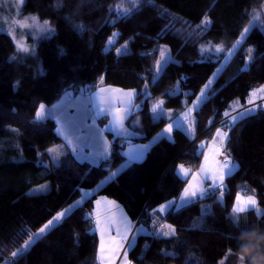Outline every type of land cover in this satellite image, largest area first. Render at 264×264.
Here are the masks:
<instances>
[{"label":"trees","instance_id":"1","mask_svg":"<svg viewBox=\"0 0 264 264\" xmlns=\"http://www.w3.org/2000/svg\"><path fill=\"white\" fill-rule=\"evenodd\" d=\"M263 5L264 0H25L24 14L48 21L55 34L39 40L35 55L25 58L9 35L0 34V264L57 212L79 200L83 190L95 194L14 264H99V237L90 214L100 197L121 205L134 224L150 231L129 251L132 264H239L234 238L243 228L264 231V106L224 128V151L237 169L225 178L222 197L220 188L211 190L169 210L162 220L156 210L180 197L186 179L177 176L178 166L199 169L205 151L201 144L212 140L224 112L237 100L247 107L249 93L264 85V31L253 27L237 46L196 111L192 135L177 127L171 138L154 140L167 120L155 119L151 105L164 100L172 110L192 106L221 62L206 59L202 46L232 49L249 26L252 10ZM124 9L127 15L118 14ZM205 16L210 23L197 30ZM110 37L115 38L113 48ZM123 44L129 52L118 54ZM159 45L169 49L172 60L155 82ZM146 84L149 95L142 93ZM105 87L135 90L137 103L144 100L126 127L152 146L144 160L101 186L110 171L127 161L123 138L108 133L112 155L98 165L77 160L67 147L54 160L47 149L62 144L57 124L53 119L36 122L35 113L41 103L53 106L69 92ZM238 193L254 196L262 210H249L234 220ZM161 224L172 225L174 234L152 235Z\"/></svg>","mask_w":264,"mask_h":264},{"label":"snow or ice","instance_id":"2","mask_svg":"<svg viewBox=\"0 0 264 264\" xmlns=\"http://www.w3.org/2000/svg\"><path fill=\"white\" fill-rule=\"evenodd\" d=\"M132 4H136L138 0H130ZM119 10V6H118ZM128 9H124L122 13L127 15ZM33 24L36 23V18H31ZM255 19V16H254ZM20 23V22H17ZM210 23V20L207 16H205L204 20L201 22V25L197 26V30L202 26L206 27ZM250 25L252 21L249 22ZM48 24V21L44 22V26H40L41 30H46L45 26ZM21 27L25 26L24 24H20ZM250 28L245 27L241 32V39L236 41V44L233 46L232 49L229 50L231 54L234 52L238 45L241 44L242 39L245 37L247 33H249ZM118 34L114 33L113 36ZM109 44H113L114 40L113 37H110L108 40ZM17 47L19 50L28 52V48L25 47L22 43H17ZM216 53L222 52L223 46L222 45H214L201 48L202 52H207L213 50ZM118 54H123L126 52V45L124 48L116 49ZM253 49L249 48L247 50L248 58L252 59ZM160 59L156 61L155 65V75L153 79L159 77V75L164 71L165 66L169 62V57L166 56V51L162 47L159 49ZM219 72V69L217 70ZM213 83L212 79H209L208 82L201 88L200 94L196 96V99L192 102V106L188 107L186 111L180 114L182 119H177L175 121V126L178 128H184L187 132L193 131V118L192 113L194 110H198L200 105L207 101L209 97V92L211 91V85ZM147 88V84L145 85ZM180 89L177 87L176 93H179ZM135 95V90L123 91L120 89H111V88H101L99 92L96 93V99L98 101L97 104V112H103L108 110L111 112L112 121L110 122L114 128L119 129L121 134L128 135L129 133L124 128V115L125 109L122 108H114L113 107V100H119L121 104H128L131 102L132 97ZM257 99L264 100V85H261L259 88L254 89L249 93V96L246 100L247 105H253ZM163 101H158L156 104L152 106V112L155 114L157 118L163 117L165 114L161 109L163 105ZM264 106V105H262ZM57 105H53V109L57 108ZM232 111H225L224 117L225 120L222 122V126L216 128L215 134L208 146V153L204 155V162L199 166L198 171L191 172L190 169L186 168L184 165H179L177 169V176L181 179L189 177V180H186V187L183 189L179 200L169 201L166 205L162 204L156 210L159 213H164L166 210H172L180 207H184L185 205L191 203L194 199H202L204 196L208 194V192L202 187L203 180L205 178L210 179L212 181V188H220L221 197L223 196V181L225 175H230L232 169L235 165L230 161L227 154L224 151V146L226 141L228 140V132L224 131L225 127L231 128L234 127L235 124L239 121L244 120L248 116H251L255 111V107H244L240 105L239 101L237 100L234 102L232 106H230ZM237 109H242L237 111ZM159 110V111H158ZM48 115H52L51 110H47ZM46 106L41 103L39 108L36 110L35 117L37 121L43 120L45 118ZM235 113L234 115L232 113ZM65 119L71 123L72 118L65 116ZM173 123H169L165 129L163 130L164 134H170L173 131ZM57 132L64 136L65 141L67 142L68 146H72L74 144V140L66 134V131L63 127L58 128ZM157 138H154V140ZM201 147H204V144H201ZM61 148L60 147H52L47 149L48 153L52 155L53 159L56 160L61 155ZM149 145H144L139 148H130L126 153L127 161L121 168L117 169L116 171H110L108 177L105 180L101 181V186L111 180H114L116 176L121 172L125 167L129 166L133 162H140L144 159L145 152L148 150ZM72 151L75 152L76 148L72 147ZM109 148L108 145H103L99 150H97L91 156H82L81 159L91 160V163H97L99 158H103L105 160L108 159ZM223 156L224 159L220 160L219 157ZM43 187V186H42ZM90 194L88 192H84L79 200H76L73 204L69 205L64 210L57 212L51 219L47 221L42 227L38 229V231L34 234L28 236V240L24 242V245L17 250L16 252L12 253L13 258L19 257L22 253H24L31 245L38 239L42 238L44 234L51 231L53 228L58 226L62 220L66 219L70 214L81 207V205L85 202L86 198ZM96 209L90 215L94 217V223L96 229L99 230L100 233V247H99V259L101 260V264H115L116 258L119 255L120 250L124 247L125 241L128 242V248L131 249L135 243V235L132 236V239L129 240V232L132 230L131 222L127 219V217L120 211L119 206L116 204L115 201L108 200L107 198H101L96 200ZM248 206H251L253 209L257 207V200L254 196H241V194H237L236 201L232 208L233 219L238 220V214L245 213L248 209ZM157 221H153V224H156ZM160 231H153L151 234L154 236H169L170 234H174L175 229L172 225H160ZM167 229V230H164ZM253 229L243 228L241 230L240 235L250 232ZM115 231V236L111 235V233ZM140 232H143L144 229H139ZM240 237V236H239ZM239 237L234 238L237 241V244H240ZM107 238V240H106ZM107 244V247H106ZM105 253H108L105 256ZM240 264H244V258L242 256L239 257ZM6 264H14L12 260L6 261ZM122 264H129L127 260V250L124 251L123 261ZM223 264V261H221Z\"/></svg>","mask_w":264,"mask_h":264},{"label":"rangeland","instance_id":"3","mask_svg":"<svg viewBox=\"0 0 264 264\" xmlns=\"http://www.w3.org/2000/svg\"><path fill=\"white\" fill-rule=\"evenodd\" d=\"M24 4H25V0H0V34L5 33V34L9 35L12 38V40H13L15 46H16L17 52L22 56V58H25V57H27L29 55H35L36 50H37V42L39 40L43 39V38L51 37V36H53L55 34V29L50 25L49 22L45 26L46 30H41L40 26H44V22L40 21L35 16L25 15L24 12H23ZM251 15H252V20H251L252 24L251 25L249 24V26H248L250 28V30L253 27L258 26L264 31V19H263V17H264V5L261 6L260 8L253 9ZM254 16H255V19H254ZM33 17L36 18V23L35 24H33L32 19H31ZM17 22H20V23H17ZM21 23L24 24L25 26L21 27L20 26ZM247 35H248V33L245 35V37ZM114 40H115V38H114ZM17 43H22L25 47H27L28 48V52H24V51L19 50L18 47H17ZM125 45H126V52H124L123 54H127L129 52L128 44H123V45H120L118 47V48H124ZM113 46H114V43L110 44V48H113ZM208 46H214V45H212V44L203 45V47H208ZM162 47L166 51V56L170 58L169 59V62H170L172 60V58H171V55L169 53V49L166 46L159 45V48L157 49V51H159V49H161ZM223 49L224 50L222 52H220V53H216L214 51V49L210 50V51H207V52H202L203 56L206 59H209V58L213 59L214 58L215 61H218L219 59L221 60L220 64L218 65V67H217V69L214 72V75L212 77L213 83L222 74V72L225 70V68L232 62L234 54H235V51H236L235 50L234 52H232L230 54L229 50H226L224 47H223ZM169 62H168V64H169ZM166 66H165V68H166ZM246 67H248V65H246ZM218 69H219V72L217 71ZM164 71H165V69H164ZM163 72L159 75L158 78H156L154 80L155 82L161 77ZM105 88L118 89V88H113V87H105ZM98 89H101V88H95L91 93L90 92H86L84 90L81 91L80 93L69 92V93L65 94V96H63L56 104H54V105L58 106L57 108L53 109V106L45 105L46 106V112H45V118L43 120L37 121L36 118H35L36 122H44L47 119H53V120L55 119L57 121L58 128L63 127L65 129V131H66V134L69 135L74 140V144L72 146H70L71 150L70 149L69 150L72 153L73 152L72 151V147H75L76 151L73 152L72 154H74L77 158H81L82 156H84V154H86L88 156H91L92 153L95 151L94 148H96V147L100 149L105 144L111 146L110 142L108 141L109 140V136H108V134L105 131H108L110 133H114L116 138H118V137L128 138L127 135L121 134L119 129L114 128L111 125L110 122L112 121V115H111L110 111L105 110L103 112H100L99 113V115L101 116L100 121H98V118H95V116L98 114V112H97L98 101L96 99V96H95L94 99H92V97H90V94L92 95ZM120 90H122V89H120ZM123 91H126V90H123ZM146 92H147V95L150 94L148 88H145L142 93H146ZM162 101L164 103L161 106V109L163 110L165 115L163 117L157 118L155 116V114L152 112L154 118L157 119V120H159L161 118H165L167 120V125L169 123H173V125H174L173 129L177 128L175 126V121L177 119H182L180 114L183 113L184 111H186L188 106L184 107L182 109L172 110V109H169V108L166 107L164 100H162ZM143 102H144V100L142 102L137 103V92L135 91V95L132 97L130 103L121 104L119 102V100H113V107L114 108L125 109L126 110L125 113H127V114L124 115V118L126 117L128 119L129 116L131 115L130 112L131 113H136V112H138V111H140L142 109V107H143L142 103ZM154 104H156V103H152L151 109H152V106ZM262 105H264V100L257 99L253 105H248L247 107H250V108L251 107H255L256 110H257ZM201 106H202V104L200 105V107ZM189 107H191V106H189ZM200 107H199V109H200ZM47 110H51L52 111V115H48V111ZM198 110H194L193 113H192V118H193L194 124H195V121H196L195 113ZM237 110L239 111V110H242V109H237ZM72 112H73L74 116L71 115ZM68 113L70 115H68ZM128 113L130 114L129 116H128ZM232 114L234 115L235 113L233 112ZM65 116H68V117L72 118L71 123H69L65 119ZM126 120L124 119L123 124H124V128L129 133V129L126 127V122H127ZM97 122H98V124H99V122H101L102 124L100 126L107 128V130L103 131L100 128V126L97 124ZM194 124H193V131L192 132H187L186 131L189 135H192V133L194 132ZM182 129H184V128H182ZM160 136H166L168 138H171V134H170V136L168 134L159 135L156 138L159 139ZM129 141L130 142L132 141L131 138H129ZM210 142L211 141H209L208 143H204V147H203V149L205 150L204 151V155L208 153V146H209ZM65 145L66 144H63V143L60 145V146H62L61 152L65 151L64 148H63V147H65ZM112 146H113V140H112ZM82 148L84 149V152H83ZM90 148H92L91 152H90ZM224 149H225V146H224ZM112 151H113V147H112V150H111V147H110L109 148V153H108V159L111 157ZM219 159L223 160L224 157L221 156V157H219ZM229 159L234 164L233 160L231 158H229ZM203 162H204V159H203ZM119 168H121V167H119ZM186 168H188V167H186ZM188 169H190V168H188ZM235 169H237V165L232 169L231 174L236 171ZM190 170H191V172H196V171H193L192 169H190ZM226 176H228V175L226 174L225 177ZM190 178H191V175H189V177L184 178V179L189 180ZM211 185H212V181L210 179L205 178L203 180L202 187L206 191H208L210 188H212V187H210ZM223 186H224L223 189H225L224 182H223ZM212 189L214 190V189H217V188H212ZM92 191L93 190H83L82 194L84 192H88L90 194V192H92ZM178 200H179V198H178ZM197 200H200V199H197ZM193 201H196V199H194ZM191 203H189V204H191ZM189 204H187V205H189ZM187 205H185V206H187ZM248 209L251 210L252 207L248 206ZM249 210H247V211H249ZM258 210L261 211L262 209L258 208ZM123 213L125 214L127 219L130 221L129 216L127 215V213L125 211H123ZM245 213L238 214V217L243 216ZM94 225H95V223H94ZM141 228L144 229L143 232L139 231V229H141ZM94 232L97 233V235L99 237V244H98V248H99L100 247V233H99V230L96 229V226H94ZM113 233H115V231H113ZM145 234H150L149 229H147L143 225L134 224L133 227H132V230L129 232L128 239L131 240L132 236L135 235V243H134V246H135V244L137 243L138 238L141 235H145ZM106 240H107V238H106ZM29 249L30 248H28L21 255L25 254ZM131 249L128 248V242L126 241V244H125V247H124V251L127 250V253H129V251ZM123 255H124V253H122V255L119 257L117 264H119L122 261ZM19 257H17V258H19ZM15 259L16 258H13L11 256V257L7 258L2 264H6V261H9V260L14 261Z\"/></svg>","mask_w":264,"mask_h":264},{"label":"crops","instance_id":"4","mask_svg":"<svg viewBox=\"0 0 264 264\" xmlns=\"http://www.w3.org/2000/svg\"><path fill=\"white\" fill-rule=\"evenodd\" d=\"M99 90L100 89H98V90H96L95 91V93H93L92 95L90 94V97H92V99H94L95 98V96H96V93L97 92H99ZM65 96V95H64ZM238 111V110H237ZM70 113V112H69ZM68 113V115H70ZM125 114H127V113H125ZM130 114H132L131 112H130ZM129 113H128V116L130 115ZM71 115H73L74 116V114H73V112H72V114ZM54 118V117H53ZM56 118V117H55ZM95 118H98V121H100V119H101V116L99 115V114H97L96 116H95ZM125 120L127 119L126 117L124 118ZM55 120V119H54ZM56 121V120H55ZM56 124H57V121H56ZM97 124H98V122H97ZM102 123L101 122H99V126L101 125ZM100 128L104 131V130H107V128H105V127H102V126H100ZM57 129H58V124H57ZM223 130H225V129H223ZM225 131H227V130H225ZM107 134L109 133L108 131H105ZM59 134V133H58ZM113 135H114V133H112ZM59 136L62 138V143L63 144H66L65 145V147H63L64 148V150L66 149V147L68 148V149H70L71 150V147L69 146L68 147V145H67V142L65 141V139H64V136L63 135H61V134H59ZM115 136V135H114ZM128 136V138H125V137H121V138H123V140H122V142H123V144H126V150H125V153L130 149V148H139V147H142V146H144V145H149V148H148V150L145 152V156H144V159H145V157H146V155H147V153H148V151H149V149H150V147L152 146V142H147V143H145V142H142L141 141V138H142V136L141 135H139L138 133H135V132H132V131H130L129 130V134L127 135ZM116 137V136H115ZM129 138H131V142L129 141ZM109 142H110V144H111V146L110 145H108V148H110L111 147V150H112V139L109 137V140H108ZM91 149L92 148H90V152H91ZM82 150H83V152H84V149L82 148ZM94 152L92 153V154H94L97 150H99V148H94ZM89 151V150H88ZM87 151V152H88ZM64 152V151H63ZM63 152H61V154L63 153ZM73 153V152H72ZM84 154V153H83ZM74 155V154H73ZM75 156V155H74ZM84 156H88V155H86V154H84ZM76 157V156H75ZM126 158H127V156H126ZM76 159L77 160H79V161H82V162H88V163H90L91 165H98V164H100L101 162H103V161H105V159H103V158H99L98 160H97V163H95V164H93V163H91V160L90 159H88V160H85V159H81V158H77L76 157ZM128 159V158H127ZM143 159V160H144ZM234 162V161H233ZM134 163V162H133ZM234 165L236 166L237 164L234 162ZM185 166V165H184ZM236 170V169H235ZM227 177V176H226ZM225 177V178H226ZM224 181H225V179H224ZM223 181V182H224ZM223 188H224V186H223ZM211 190H213L212 188H210L207 192H209V191H211ZM95 194V192L94 191H92V192H90V196L88 197V198H90L91 196H93ZM241 196H244V195H241ZM244 197H247V196H244ZM87 198V199H88ZM101 198H105V197H100L99 199H101ZM98 199V200H99ZM108 199V198H107ZM108 200H111V199H108ZM175 200V199H174ZM111 201H113V200H111ZM171 201H173V200H171ZM176 201H178V199H176ZM196 201H197V199H196ZM193 202H195V201H192V203ZM168 203V202H167ZM167 203H165V205L167 204ZM118 206H119V209H120V211L123 213V211H125V209L121 206V205H119L118 203H116ZM185 207V206H184ZM180 208H182V207H180ZM95 209H96V203H95V207H94V210H93V212L95 211ZM176 209H179V208H176ZM253 209V208H252ZM251 209V210H252ZM255 209H258V204H257V207L255 208ZM169 210H166L164 213H159V212H157L158 213V217L162 220V218L164 217V215L168 212ZM92 212V213H93ZM126 212V211H125ZM124 214V213H123ZM125 215V214H124ZM92 217V219H94V217L93 216H91ZM130 219V218H129ZM130 222H131V225H132V227H133V225H134V222H132L131 221V219H130ZM111 235H113V236H115V233H111ZM125 244H126V241H125V243H124V247H125ZM106 247H107V244H106ZM124 247L120 250V252H119V255L117 256V258H116V262H115V264H117L118 263V259H119V257L122 255V253H124ZM108 255V253H105V256H107ZM127 260H128V262H129V264H132L131 262H130V260H129V257H128V253H127ZM122 261H123V259H122ZM122 261L119 263V264H122ZM98 262H99V264H101V260L99 259V248H98ZM240 264V263H239Z\"/></svg>","mask_w":264,"mask_h":264},{"label":"clouds","instance_id":"5","mask_svg":"<svg viewBox=\"0 0 264 264\" xmlns=\"http://www.w3.org/2000/svg\"><path fill=\"white\" fill-rule=\"evenodd\" d=\"M244 264H264V231L253 229L239 237Z\"/></svg>","mask_w":264,"mask_h":264}]
</instances>
